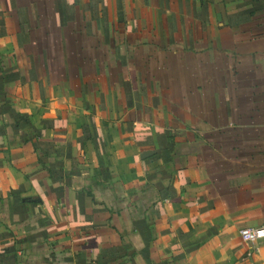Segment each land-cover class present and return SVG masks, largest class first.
I'll return each instance as SVG.
<instances>
[{
  "label": "crops",
  "instance_id": "obj_1",
  "mask_svg": "<svg viewBox=\"0 0 264 264\" xmlns=\"http://www.w3.org/2000/svg\"><path fill=\"white\" fill-rule=\"evenodd\" d=\"M264 0H0V264H264Z\"/></svg>",
  "mask_w": 264,
  "mask_h": 264
},
{
  "label": "built area",
  "instance_id": "obj_2",
  "mask_svg": "<svg viewBox=\"0 0 264 264\" xmlns=\"http://www.w3.org/2000/svg\"><path fill=\"white\" fill-rule=\"evenodd\" d=\"M240 237L242 242L249 246L247 256L258 255L260 252L259 244L264 241V226L243 228L240 230Z\"/></svg>",
  "mask_w": 264,
  "mask_h": 264
}]
</instances>
